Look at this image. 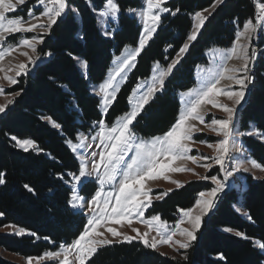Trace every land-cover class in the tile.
<instances>
[{"label":"trees","instance_id":"1","mask_svg":"<svg viewBox=\"0 0 264 264\" xmlns=\"http://www.w3.org/2000/svg\"><path fill=\"white\" fill-rule=\"evenodd\" d=\"M115 1L120 8L118 27L113 38H107L100 33L96 16L105 0H67L69 13L43 35V43L37 49L39 55L50 53L51 58L38 65L33 76L19 77L10 90L19 95L0 117V176L5 181L0 184V228L15 225L35 235H0V249L8 253L24 258L41 257L78 238L87 219L69 203L72 178L80 165L68 141L75 142L80 133L94 131L100 120L112 125L126 113L128 97L138 82L151 75L155 63L166 67L175 59L192 32L195 13L215 2L169 0L164 4L169 14L162 17L155 35L137 57L128 82L104 116L100 98L90 92L89 85L104 81L114 57L128 46H137L142 33L138 19L128 11L141 9L143 0ZM255 13V0H224L217 6L165 81L163 91L137 117L132 126L137 136L162 135L175 123L181 108L179 95L195 86V67L206 62L205 52L211 47H231L236 32L248 20L255 21ZM19 14L22 13H15ZM260 46L263 49L264 40ZM79 59L87 63L88 78L81 73ZM52 122L60 127H53ZM236 123L240 132L251 131L254 126L264 133V50L254 70L253 89L239 110ZM13 136L34 141L39 151L21 150ZM242 140L251 159L264 165V142L253 136H243ZM216 173L214 170L210 176ZM26 184L34 191L29 192ZM212 188L209 182H188L153 202L148 215L158 214L175 225L179 210L192 208L198 193ZM96 189L95 182H88L82 192L92 196ZM233 189L229 187L222 194L217 208L204 220L196 240L186 251L187 259L173 260L141 242H119L99 249L86 264H264V249L254 243H264V179L246 175L243 192ZM239 205L244 215L236 208ZM224 228L233 231L225 232ZM235 232L248 239L236 236ZM0 264L14 263L0 256Z\"/></svg>","mask_w":264,"mask_h":264},{"label":"snow or ice","instance_id":"2","mask_svg":"<svg viewBox=\"0 0 264 264\" xmlns=\"http://www.w3.org/2000/svg\"><path fill=\"white\" fill-rule=\"evenodd\" d=\"M145 7L137 12L136 9H129L130 12H137L139 18L143 22V31L140 35L139 46L136 48H126L123 57H117L116 67L110 71L108 78L104 83L99 85L98 95L102 94V106L104 113H107L108 108L116 100V95L120 91V84L127 80L128 68L135 67L136 58L144 49L147 41L152 38V34L156 31L160 23V13L168 12L169 9L163 7L165 0H144ZM224 0H215L212 5L214 9L217 5L222 4ZM26 0H0V61H3L6 56L11 55L20 47H26L33 53L37 52L35 45L42 43V38L33 37L20 38L17 44H11L5 47V43L9 36L16 34H25L36 31L38 28L48 32L53 25L57 23L58 18L63 16L68 9L67 0H38L39 5L43 6V11L36 15L31 9L27 11V18L22 15L10 16V13L18 12L19 6H23ZM256 19L253 22L251 19L243 25V31L236 32V38L232 46L227 49L213 48L210 50L209 66H197L196 76L197 85L190 90L181 93V108L175 123L164 132L162 135L154 136L151 139L145 140L138 137L131 127L136 121V118L143 111L152 99L155 98L157 92H162L165 86V80L173 73L174 68L179 64L182 54H184L189 44L185 43L177 53L176 59H173L166 67H161L159 63L153 68L151 80L147 82L146 87L143 84H138L128 97V102L131 105V110L124 115L118 117L111 125H107L104 120H100L99 131L92 136L91 143L98 140L97 147L99 152H91V168L89 170L88 156L78 152L79 149H84L85 152L91 147L88 138L81 136L78 144H73L68 141L72 151L77 153L81 160L79 174L73 175L72 196L69 201L70 206L74 209L87 207L86 215L90 213L87 223L78 238L74 239L68 245H61L60 251L46 252L41 257L26 258L27 264H33L36 260L39 264L40 260L58 259L59 264H86L98 250L110 246L113 241L105 236V232L113 238H121L119 242L131 244L134 240H139L144 247L156 250L159 245H167L174 250L188 249L191 241L196 239L195 232L201 227L202 217L207 215L215 206V200L219 193L224 191V181H221L217 176H201L190 168L183 166H174L177 161H191L196 164L197 160L211 159L215 164L220 166L221 171L225 173V180L233 174V171L239 172L241 165L237 164L231 171L225 166L226 160H230V144L235 145L234 135L239 136H257L264 142V133L253 129L247 132H235L234 116L236 107H229L226 104L218 103L217 97L224 96L234 102V105H239L245 96V90L252 78L248 75L249 63L255 57L256 52L253 49L249 54L251 40L255 37L258 29L264 27V2L257 0L255 3ZM176 11H179L177 9ZM120 8L115 0H105L102 10L98 12V16L107 20L109 17L116 19ZM204 12H209V9H204ZM176 12H172L175 15ZM209 14H211L209 12ZM42 18H46L47 23H38ZM208 17L203 12H196L194 15L195 24L193 32L187 37L188 41L197 39V33L203 27ZM245 39V43H240L241 38ZM50 54V53H49ZM21 55L28 56L27 52ZM36 59H39L37 55ZM241 61V66L229 67L228 62L231 60ZM29 63H35L29 57ZM25 64H19L16 75H20L26 70ZM83 67H87V63L83 62ZM4 69L0 67V72ZM119 77V80H117ZM3 79L8 83L14 84L16 80L5 75ZM229 81L234 85L239 86V91L234 90L231 86L225 88L220 87L221 81ZM143 89V90H142ZM0 95H4L3 89L0 88ZM19 95V93H15ZM6 103L0 104V113H3L13 100L7 99ZM211 105L213 108H218L227 114L226 119L213 118L211 123H208L201 114L203 107ZM192 121H197L203 124L210 131L215 132L217 136H222L223 139L213 145L206 141L199 143L206 144L207 147L213 148L217 153L214 157H197L190 155L193 151L189 147L190 143H197L193 137V133L199 131ZM52 126L59 128L60 125L52 122ZM16 145L23 151L29 149L37 150L34 141L30 139H17ZM131 153V155H129ZM255 169L264 172V165L250 161ZM205 169H210L211 164L198 165ZM248 171V169H244ZM182 173L191 172L199 179H211V182L216 185L210 191H201L198 193V199L192 208L180 209L181 219L172 228H169L168 222L161 219L157 215L145 217V212L152 206L153 189L148 188V181L165 179L169 183L176 184L177 188L184 185L176 180H170L167 173ZM94 177L95 182L99 185L95 190L91 199L85 201V197L79 195L77 186L82 182L81 178ZM62 178V177H61ZM257 179V177H253ZM5 181L0 176V184ZM24 187L29 191L34 190L27 184ZM171 190H169L170 192ZM169 192H159L155 199L161 200L169 194ZM198 210V211H197ZM3 213H0L2 216ZM251 219V217H249ZM136 222L145 226L148 231L140 232L138 228L131 227ZM189 224V228H181V224ZM127 224L135 236H130L118 231L111 225L124 226ZM6 228H12L16 236L35 235L27 232L23 228H18L15 225H4ZM104 228V231H99ZM223 231L231 232L230 228H224ZM155 232L154 236L150 234ZM186 237L184 241L174 240L175 236ZM235 235L244 239L241 232H235ZM256 246L264 249V243L259 241L254 242ZM62 257V259H60ZM72 257L73 259H70ZM187 259V257H185ZM220 259H224L220 256Z\"/></svg>","mask_w":264,"mask_h":264},{"label":"rangeland","instance_id":"3","mask_svg":"<svg viewBox=\"0 0 264 264\" xmlns=\"http://www.w3.org/2000/svg\"><path fill=\"white\" fill-rule=\"evenodd\" d=\"M168 1H169V0H165L164 4L167 3ZM115 2H116V1H115ZM260 2H264V0H260ZM255 3H256V1H255ZM164 4L162 5L163 7H164ZM25 5H28V7L25 8ZM145 6H146V5H145V2H144V0H143V6L141 7V9H142L143 7H145ZM217 6H218V5H217ZM217 6H216L214 9H216ZM29 9H31L36 15H39V14L43 11V6H42V5H39L38 0H26V3H25L23 6H19L18 13H22V14H19V15H22V16H24L25 18H27V11H28ZM141 9H137V12H138L139 10H141ZM101 10H102V9H101ZM99 11H100V10L96 11V16H97V19H98V27H99L100 33H101L103 36L107 37V38H113V35H114V33H115V31H116V29H117V27H118V22H119L120 12L118 13L116 19H112L111 17H109L107 20H105L103 17L98 16V12H99ZM214 11H215V10H214ZM137 12H130V11H128V13H129L131 16L136 17V18L138 19L139 23L141 24L142 31H143V22H142L141 19L139 18ZM202 12H203V11H202ZM15 13H17V12L10 13L9 15H10V16H16ZM204 13H205V14H204ZM168 14H169V11H168V12H161V13H160V23H159V25L157 26V29L159 28V26H160V24H161L162 17H163V16H166V15H168ZM203 14H204L205 16H207V17H209V16L211 15V14L209 15V12H203ZM61 17H62V16H61ZM61 17H60V18H61ZM38 23L46 24V23H47V20H46V18H42L40 21H38ZM113 25H114V26H113ZM157 29H156V31H157ZM49 31H50V30H49ZM49 31H48V32H45L43 29H39V28H38L36 31L31 32V33L16 34V35H14V36H9L7 42L5 43V47H7V46H9V45H11V44H17V43H18V40H19L20 38H28V39H31V38H33V37L42 38L43 35L48 34ZM156 31L152 34V38H153V36L155 35ZM200 32H201V31H200ZM190 34H191V33H190ZM198 34H199V33H198ZM152 38H151V39H152ZM151 39H149V40L147 41V43H146L144 49L146 48V46L148 45V43L150 42ZM42 40H43V38H42ZM263 40H264V27H263V36H262V40H261V42H262ZM42 43H43V42H42ZM42 43H37V44L35 45L36 49H38V47H39ZM186 43H189V41L187 40ZM240 43H243V37L241 38ZM138 46H139V43H138L137 46H128V47H126V48H136V47H138ZM126 48H125V49H126ZM213 48H221V47H211L210 49H208V50L205 52V59H206V62H204V63H200V64H198L197 66H201V67H207V66H209V60L211 59L209 53H210V50L213 49ZM125 49L122 51V53H121L119 56L114 57V60H113L112 65H111V68H110V70L108 71V74H107L105 80L108 78V75H109L110 71H112V70L117 66L116 63H114V61L117 60V57H123V56L125 55ZM144 49H143V50H144ZM221 49H227V48H221ZM253 49H254V44H253V39H252V40H251V47L249 48V54H251V52L253 51ZM143 50H142V51H143ZM188 50H189V49H188ZM188 50H187L184 54H182V58L180 59V62L183 60V58H184L185 55L187 54ZM254 50H255V52H256V49H254ZM262 50H264V47H263V49H261V52H262ZM142 51H141V52H142ZM23 52H27V53H28V56L26 57V56H24V55H21V53H23ZM140 54H141V53H140ZM37 55L39 56V58L41 57V55H39L38 52L33 53L30 49H28V48H26V47H20V48H18L17 51H14L11 55L6 56V57L4 58L3 61H0V67H2V68L4 69L3 72H0V88H2V89H3V92H4V95H0V104H4V103H6L5 96L7 97V99H9V100H13V102H14V100L17 98V95L10 93V90L16 85V83H17V79H18L19 77H21V76H27V72H28V70H29V67H31L32 64H33V63H29V57H30L32 60H34V61L36 62V61H37V59H36ZM176 57H177V56H176ZM176 57H175V59H176ZM257 59H258V57H257V54H256L255 57L252 58L251 62H250L249 65H248V67H249L248 75H249V73H250L251 71H254V70H255L256 67L254 68V62H255ZM136 60H137V58H136ZM83 62H85V60H83V59H79V60H78V65H79V68H80V70H81V73H83V75H84L86 78H88V70H87V67H86V68L83 67ZM180 62H179V64H180ZM241 63H242L241 61L233 59V60H231V61L228 62V65H229V67H232V66L240 67V66H241ZM19 64H25L27 67H26L25 72L21 73L20 75H16L17 71H19V69H18V65H19ZM156 64H157V63L154 64L153 68L155 67ZM179 64H177L176 67H177ZM135 65H136V61H135ZM197 66L195 67V79H196V84H195V86L197 85V76H196ZM161 67H163V66H161ZM176 67H175V68H176ZM134 68H135V67H134ZM134 68H128V69L125 70V71L127 72V80H126L125 82H122V83L120 84V91H121V89L126 85V83L128 82V80H129V78H130V75H131V73H132V71H133ZM152 73H153V71H152ZM152 73H151V75H150L149 77L140 80V81L138 82V84H143V85L146 87L147 82H149V81L151 80ZM5 75H7V76L13 78L14 80H16V83H14V84H10V83H8L7 80L3 79V77H4ZM105 80H104V81H105ZM117 80H119V77H117ZM166 80H167V79H166ZM166 80H165V81H166ZM104 81H102V82H100V83H96V84L90 83V85H89V89H90V92H91L93 95H95V96H97V97L100 98V101H101V103H100V109H101L102 114H103L104 116H106V115L108 114V112H109V110H110V108H111V106L113 105L114 102H113L112 105L108 108L107 113L105 114V113H104L103 106H102V94H101V95H98V94H97L98 91H99V85L102 84V83H104ZM138 84H137V85H138ZM137 85H136V86H137ZM195 86H193V87H195ZM229 86H231L234 90L239 91V86H238V85H234V84H232V82H229V81H226V80H225V81H221V85H220V87H225V88H227V87H229ZM193 87H192V88H193ZM190 89H191V88H190ZM190 89H189V90H190ZM142 90H143V89H142ZM250 90H251L250 87H248V88L245 90V96H244L243 100L241 101V103H240L239 105H234V102H233L232 100H229V99H227V98L224 97V96H220V97H217V98H216L218 103L226 104V105H228L229 107H233V106L236 107V113H235L234 120H233V124H234V130H235V132H238V129H237V123H236L237 112H239L238 109H239L240 106L243 105L244 102L246 101V99H247V92H251ZM120 91H119V92H120ZM187 91H188V90H187ZM119 92H118V93H119ZM185 92H186V91H185ZM118 93H117V95H118ZM157 93H159V92H157ZM157 93H156V94H157ZM182 93H183V92H182ZM117 95H116V97H117ZM179 98H180V103H181V93H180V95H179ZM11 105H13V103L9 104L8 107L6 108V110H7L8 108H10ZM145 106H146V105H145ZM181 106H182V105H181ZM6 110H5L3 113H0V117H1L3 114H5ZM130 110H131V105L129 104V110H128V111H130ZM128 111H127V112H128ZM124 114H125V113H124ZM124 114H122V115H124ZM201 114L204 116L205 120H206L208 123H211V120H212L213 118H217V119H226V118H227V114H226L225 112L221 111V110L218 109V108H213L211 105H207V106L203 107L202 110H201ZM122 115H121V116H122ZM119 117H120V116H119ZM136 119H137V118H136ZM115 121H116V120H115ZM134 123H135V121H134ZM134 123H133V124H134ZM191 123L195 124L196 127L199 129V131H196V132L193 133V137H194V139H195L196 141H198V142H197V143H190V144H189V147H191L192 150H193V151L190 153V155H195V156H197V157H200V156L210 157V158H211V157H214V156L217 154V153L214 151V149H213V148H209V147H207L206 144H204V143H199V141H206V142H208V143H211V144L215 145V144H217L220 140H222L223 137H222V136H217V135L215 134V132L210 131L208 128L204 127L203 124H200V123L197 122V121H193V122H191ZM106 124H107V123H106ZM107 125H108V124H107ZM109 126H111V125H109ZM132 126H133V125H132ZM132 126H131V127H132ZM97 131H99V124L96 126V128H95L94 131L89 132V133H80V134L78 135L77 140H76L75 142H73V141H71V142H72L73 144H78V143H79V138H80L81 136H85V137L88 138V141L91 143V138H92V136H94V135L97 133ZM138 137H139V136H138ZM237 137H239V136L234 135L233 139L235 140V139H237ZM253 137H257V136H253ZM141 138H142V137H141ZM151 138H153V137H150V138H143V139L148 140V139H151ZM237 142H238V141H237ZM237 142L235 143V145L233 146V148L231 147L232 149L230 148V157L232 156L231 158L233 159L232 167H231L230 171H231L232 169H234L235 166H236L237 164H240V165H241V170H240L239 172H235V171H233V174L230 176V178L232 179V182H229V186H230L231 184H234V189H233V190H234V191L236 190V191H238L239 193H242L243 190L245 189V176H246V175H250V176H252V177H257L256 180H260V179H264V172H261V171H259V169H255V168L252 167V165H251V163H250V161H252V160L249 159V158H247V156L245 155L247 150H246L245 148H244L245 150H242V149L240 148V146L237 144ZM67 144H68V146H69V143H67ZM239 144H240V143H239ZM97 145H98V140H97L95 143H91V147H90L89 149H87L86 152H85L84 149H79V150H78V152H79L80 154H82V155H87V156H88L89 170H90V168H91V158H90V153L93 152V151H95V152H99V151H100V148L97 147ZM69 148H70L71 151H72V148H71L70 146H69ZM20 149H21V148H20ZM30 149H31V148H30ZM21 150H22V149H21ZM72 152H73V151H72ZM235 152H236V153H235ZM73 153H74V155L76 156V158L78 159V161H79V165H80V164H81V160L78 158L77 153H75V152H73ZM129 155H131V153H129ZM206 163L212 165L210 169H205L204 167H200V166H198V165H203V164H206ZM174 166H183V167H186V168H190V169H192L194 172L199 173V175H201V176H208V177H211V176H210L211 172L214 171V170H216L217 173H216L215 176H217V178L220 179L221 181H224V191H223V192L225 193V192L228 191L227 188H229V187H228V182L225 180V175H224L225 173H224L223 171H221L220 166L217 165V164H215L211 159H209V160H197V163H196V164L192 163L191 161H177V162H176V165H174ZM79 168H80V167H79ZM245 168L248 169V171H244ZM78 174H79V172H78L76 175H78ZM167 175H168V177H169L170 180H176V181H179V182H181L183 185L186 184V183H188V182H191V181H202V182H209V183H211V184L213 185V188L216 187V185H214V184L211 182V179H207V180L199 179L196 175H193L191 172H182V173H171V172H169V173H167ZM81 179H82V182L77 186V191H78L79 195H82V196L85 197V201H88V200L91 199V196H85V195L83 194V192H82V189H83V187L85 186V184H87L88 182H95V179H94V177H84V178H81ZM73 182H74V181H73V178H72V183H73ZM72 183H71V189H72ZM95 183H96V182H95ZM96 185H97V189H98L99 185H98L97 183H96ZM146 186H147L148 188L153 189V193H152V201H151L152 204H153V202L160 201V200L155 199V196H156L159 192H169V190L173 191V190L177 189L176 184L169 183V182H167L165 179H159V180H155V181H148ZM171 191H170V192H171ZM223 192H221V193L218 194V196H217V198H216V200H215V205H216L217 201L219 200L220 196H221L222 194H224ZM93 195H94V194H93ZM164 198H165V197H164ZM161 200H162V199H161ZM214 207H215V206H214ZM214 207H213V208H214ZM150 208H151V207H150ZM150 208H148V209L146 210V212H145V217H146V218L150 217V216L148 215V211H149ZM213 208H212V210H213ZM236 208H237V209L239 208L240 211H243L241 205L236 206ZM72 209H73L75 212H80V213H82L83 215H85V216H86V219L88 220V218H89V216H90V213L87 214V215L85 214V213H87V207H85V208H76V209L72 208ZM212 210H211V211H212ZM197 211H198V210H197ZM211 211H210L207 215H205V216L202 217L201 227H202V225H203L204 220H206V219L209 217ZM243 215H244V214H243ZM181 218H182V217H181V212H180V213H179V220H180ZM179 220H178V221H179ZM168 225H169V228H172V227H174L176 224L173 225V224H169V223H168ZM111 226L114 227V228H116L118 231H120V232H122V233H125V234L130 235V236H135V233L131 231V228H130L127 224H125V225L122 226V227L119 226V225H111ZM131 227L138 228V229L140 230V232H142V233L145 232V231H148V229H147L145 226H143V225L140 224V223H136V222H134V223L131 225ZM180 227H181V228H189L190 226H189V224L185 223V224H181ZM201 227H200V229H201ZM200 229H199V230H200ZM199 230H198V231H199ZM99 231H102V232H103V231H104V228H100ZM198 231L195 232L196 238H197V233H198ZM12 232H13V229H12V228H6V227H2V228H0V235H3V234H11ZM12 235H14V234H12ZM154 235H155V232H152V233L150 234L149 239H151V236H154ZM105 236H106L107 239L112 240L113 243H119V239H121V238H113L110 234H108V233H106V232H105ZM173 239H174V240H181V241H184V240H186L187 238H186V237H182V236L177 235V236H175ZM195 240H196V239H195ZM195 240H194V241H195ZM194 241H191V243H190V247L193 245ZM133 242H139V240L137 239V240H134ZM113 243H112V244H113ZM61 245H65V246H66V245H68V244H61ZM61 245H60V246H61ZM60 246H59L57 249H55V250L47 251V252H57V251H60ZM190 247H189V248H190ZM189 248H188V249H189ZM188 249H186V250H185V249L174 250L173 248H171V247H169V246H167V245H159L158 248H157L156 250H157L158 252H160L161 254H163L164 256L168 257V258H171V259H173V260H178V259H183V258L186 257V251H187ZM45 253H46V252H45ZM45 253H44V254H45ZM44 254H43V255H44ZM43 255H42V256H43ZM0 256H1L2 258H4L5 260H8V261H10V262H12V263H14V264H27V260H26V258L21 257V256H18V255H16V254L8 253V252L4 251L3 249H0ZM60 259H62V257H61ZM70 259H73V258L70 257ZM48 262H54L55 264H59V260H58V259H44V260H40V261H39V264H44V263H48ZM33 264H37L36 260H33ZM74 264H75V262H74Z\"/></svg>","mask_w":264,"mask_h":264},{"label":"bare ground","instance_id":"4","mask_svg":"<svg viewBox=\"0 0 264 264\" xmlns=\"http://www.w3.org/2000/svg\"><path fill=\"white\" fill-rule=\"evenodd\" d=\"M69 11H70V7H69V5H68V9L66 10L65 14H64L61 18L63 19V18L69 13ZM262 36H263V27H262L261 29H258V31H257V33H256V35H255V37L253 38V44L256 45V54H257V57H258V59L254 62V68L257 67L258 62H259V59H260V56H261V46H260V45H261ZM50 58H51V54H49V53L46 54L45 56H42V58L40 57L39 60H38V62H35V64H34V68L31 69L30 76H33V75L35 74L38 65H40V64H42V63H44V62H47ZM255 69H256V68H255ZM27 74H28V72H27ZM249 76L252 78V80H251V83L248 84V87H250V89L252 90V89H253V82H254V71H251V72L249 73ZM251 90H250V91H251ZM250 93H251V92H247V99H248V96L250 95ZM247 99H246V101L244 102L243 105L246 104ZM231 157H232V156H231ZM232 162H233V159H232V158H231L230 160H226L225 165H227V169H228V170L231 169V167H232ZM231 181H232V179H231ZM229 187H230V188H234V184H231ZM225 193H226V192H225ZM221 197H222V195L220 196V198H221ZM220 198H219V200L217 201V203H218V202L220 203V201H221ZM217 203H216V205H217ZM216 205H215V207L213 208L212 211H214V209L217 208ZM217 206H218V205H217ZM212 211H211V212H212Z\"/></svg>","mask_w":264,"mask_h":264},{"label":"crops","instance_id":"5","mask_svg":"<svg viewBox=\"0 0 264 264\" xmlns=\"http://www.w3.org/2000/svg\"><path fill=\"white\" fill-rule=\"evenodd\" d=\"M208 9H209V12H210L211 14H212V13L214 12V10H215V9H213L212 7L208 8ZM203 12H204V11H203ZM204 14H205V13H204ZM209 15H210V14H209ZM58 19H59V18H58ZM254 22H255V21H254ZM194 24H195V20H194ZM193 30H194V28L192 29V32H193ZM201 30H202V28L200 29V31H201ZM200 31H199L198 33H200ZM241 31H243V29H242ZM192 32H191V33H192ZM198 33H197V37H198V35H199ZM193 42H194V41H189V43H188V44H189V48H190V46H191V44H192ZM245 42H246V41H245V39L243 38V43H245ZM189 48H188V49H189ZM188 51H189V50H188ZM174 70H175V68H174ZM174 70H173V72H174ZM152 71H153V70H152ZM170 76H171V75H170ZM170 76H169V77H170ZM169 77H168V78H169ZM168 78H167V79H168ZM238 111H239V110H238ZM237 114H238V112H237ZM192 122H193V121H192ZM237 129H238V132H240L238 126H237ZM253 129H256V128H255L254 126H252V129H251V130H253ZM238 132H237V133H238ZM237 136H239V135H237ZM242 138H243V136H239V137H237V139H235V142L238 141L237 144L240 146V148H241L242 150H245V149H244L245 147H244V144H243V140H242ZM239 143H240V144H239ZM231 147L233 148V145L230 144V148H231ZM232 148H231V149H232ZM235 153H236V152H235ZM245 155L247 156V158L251 159V157H250L249 154H248V151H246V154H245ZM251 160H252V159H251ZM239 212H240L242 215L244 214L243 211H240V210H239Z\"/></svg>","mask_w":264,"mask_h":264},{"label":"built area","instance_id":"6","mask_svg":"<svg viewBox=\"0 0 264 264\" xmlns=\"http://www.w3.org/2000/svg\"><path fill=\"white\" fill-rule=\"evenodd\" d=\"M255 1H256V0H255ZM254 49H256V45H254ZM41 58H42V55H41ZM38 60H39V59H37L36 62H38ZM34 64H35V63H34ZM34 64H32V66L29 67V70H28V74H27V76H30L31 69L34 68ZM225 166H226V168H227V165H225ZM224 175H225V174H224ZM226 181L228 182V187H229V182H232L230 176L227 177ZM227 189H228V188H227ZM223 193H224V192H223Z\"/></svg>","mask_w":264,"mask_h":264},{"label":"water","instance_id":"7","mask_svg":"<svg viewBox=\"0 0 264 264\" xmlns=\"http://www.w3.org/2000/svg\"><path fill=\"white\" fill-rule=\"evenodd\" d=\"M244 105H241L240 108L238 110H240Z\"/></svg>","mask_w":264,"mask_h":264}]
</instances>
